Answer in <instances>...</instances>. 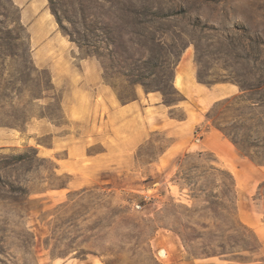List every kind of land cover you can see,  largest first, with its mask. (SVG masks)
Instances as JSON below:
<instances>
[{
    "label": "rangeland",
    "instance_id": "1",
    "mask_svg": "<svg viewBox=\"0 0 264 264\" xmlns=\"http://www.w3.org/2000/svg\"><path fill=\"white\" fill-rule=\"evenodd\" d=\"M177 68L249 90L245 103L212 116L250 135L254 157L207 121L224 99L203 111L186 102ZM102 86L116 107L136 103L139 91L159 95L175 120L202 113L185 153L203 152L232 174L237 219L261 244L236 260L264 264V0H0V131L24 137L0 147V264H237L194 256L169 219L158 220L173 203L193 204L175 179L185 153L157 164L176 140L165 130L133 152V131L105 134L95 121L111 109ZM28 147L45 160L8 166ZM12 186L37 190L35 202Z\"/></svg>",
    "mask_w": 264,
    "mask_h": 264
},
{
    "label": "trees",
    "instance_id": "2",
    "mask_svg": "<svg viewBox=\"0 0 264 264\" xmlns=\"http://www.w3.org/2000/svg\"><path fill=\"white\" fill-rule=\"evenodd\" d=\"M199 82L208 86L227 83ZM236 85L240 88V94L216 102L206 117L207 121H213V125L232 141L242 155L254 157L253 154H256L252 150L253 146H250L248 142L250 135L232 130L226 126L225 122L212 116L214 109L219 105L247 101L249 90L238 83ZM236 117L239 116H234L233 119H237ZM24 123L26 125L27 120H24ZM15 127L17 125L13 128ZM41 160L45 159L39 157L38 150L28 147L26 151L11 156L8 166H23ZM216 164H218L216 159L214 161L206 159L203 152L185 153L179 161L175 179L187 187L193 204L186 206L173 203L171 207L175 213L161 216L158 220L169 219L174 232L180 236L194 256L200 258L231 257L234 259L231 261L243 264L244 262L236 259L240 258L244 252L253 253L260 249V240L251 229L237 219L234 177ZM12 187L15 189L14 186ZM263 189L264 182L260 185L259 191ZM18 190H13V193H20L30 203L35 202L29 198L37 190L26 188ZM199 243L203 245L201 251L197 250Z\"/></svg>",
    "mask_w": 264,
    "mask_h": 264
},
{
    "label": "crops",
    "instance_id": "3",
    "mask_svg": "<svg viewBox=\"0 0 264 264\" xmlns=\"http://www.w3.org/2000/svg\"><path fill=\"white\" fill-rule=\"evenodd\" d=\"M22 17H25L22 14ZM56 36L54 37V41ZM37 63L40 66L50 65L46 60L38 59ZM99 79V76H97ZM181 77L180 85L177 84L178 78ZM97 82V78H95ZM174 85L176 89L183 95L186 102L196 105L197 109L205 110L214 102L234 96L239 93V89L232 83H220L211 87L200 83L196 79L193 68H177L175 74ZM101 86V85H100ZM82 88V119L86 117V109L88 107V94ZM99 92L104 94L111 105L110 113L106 117L101 118L95 116V121L98 127L105 131V134L116 136L119 133L133 131L134 143H130L129 151H134L135 144L145 140L150 132L157 129L165 130L170 135L176 137L174 143L165 151L157 164L171 163L173 158L187 152L190 148V142L195 135L197 125L202 121V113L188 110V113L183 120H175L168 116L167 110L161 105V97L155 93L141 94L138 91V99L136 103H130L122 107L115 106V97L106 88L99 87ZM147 104V105H146ZM73 111L71 107L70 112ZM139 112V113H138ZM154 116L151 117L150 113ZM193 113L195 116H193ZM212 136H215L213 131H207L202 139V142L209 143ZM23 136H16L0 131V147L15 145L19 140H23ZM136 141V142H135ZM129 144V143H128ZM134 144V145H133ZM52 150V149H51ZM83 155V153H82ZM100 161V160H98ZM75 182V178L72 183ZM82 186L85 182L81 183ZM81 184L72 185L73 188H78Z\"/></svg>",
    "mask_w": 264,
    "mask_h": 264
},
{
    "label": "built area",
    "instance_id": "4",
    "mask_svg": "<svg viewBox=\"0 0 264 264\" xmlns=\"http://www.w3.org/2000/svg\"><path fill=\"white\" fill-rule=\"evenodd\" d=\"M136 207L139 209V208H141V206L140 205H136Z\"/></svg>",
    "mask_w": 264,
    "mask_h": 264
}]
</instances>
